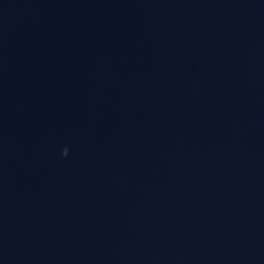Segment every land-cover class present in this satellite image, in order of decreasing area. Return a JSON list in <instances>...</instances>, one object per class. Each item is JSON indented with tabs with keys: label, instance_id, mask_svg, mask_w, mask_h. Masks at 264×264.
Returning a JSON list of instances; mask_svg holds the SVG:
<instances>
[{
	"label": "water",
	"instance_id": "95a60500",
	"mask_svg": "<svg viewBox=\"0 0 264 264\" xmlns=\"http://www.w3.org/2000/svg\"><path fill=\"white\" fill-rule=\"evenodd\" d=\"M0 264H264V0H0Z\"/></svg>",
	"mask_w": 264,
	"mask_h": 264
}]
</instances>
